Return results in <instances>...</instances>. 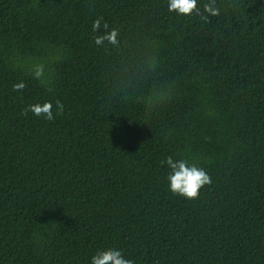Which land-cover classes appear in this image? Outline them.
Wrapping results in <instances>:
<instances>
[{
    "label": "trees",
    "instance_id": "obj_1",
    "mask_svg": "<svg viewBox=\"0 0 264 264\" xmlns=\"http://www.w3.org/2000/svg\"><path fill=\"white\" fill-rule=\"evenodd\" d=\"M167 4L0 0V264H264V0L208 23ZM45 102L52 121L21 115ZM168 156L210 175L198 199L170 192Z\"/></svg>",
    "mask_w": 264,
    "mask_h": 264
},
{
    "label": "clouds",
    "instance_id": "obj_2",
    "mask_svg": "<svg viewBox=\"0 0 264 264\" xmlns=\"http://www.w3.org/2000/svg\"><path fill=\"white\" fill-rule=\"evenodd\" d=\"M167 7L171 13L188 18L195 15L204 23H208L210 17H217L221 13L217 0H207L203 4L202 9L198 6V0H168ZM102 20L103 17L97 18L92 24L93 33H98L101 27L103 28L101 34L93 37L95 45L102 47L105 42L110 45H117L119 43V29H110L107 22L102 25ZM30 71L42 86L46 87L48 91H52L48 87L51 73L50 70L46 72L45 63L33 64ZM25 87L26 85L20 82L13 85V91H22ZM63 111L64 105L59 100L55 101V115H61ZM28 112L33 113L37 117L43 116L48 121H52L55 118L53 103L51 102H45L42 105L39 103L29 105L21 112V115L26 116ZM161 163L166 164L170 169L167 180L169 182V190L175 196H180L187 200H196L199 198L201 190L212 183V178L203 168L197 167L195 164H189L187 159L174 160L172 156H168ZM91 264H134V261L124 258L120 250L108 249L97 252L91 258Z\"/></svg>",
    "mask_w": 264,
    "mask_h": 264
}]
</instances>
